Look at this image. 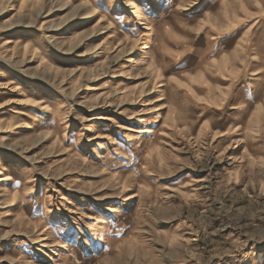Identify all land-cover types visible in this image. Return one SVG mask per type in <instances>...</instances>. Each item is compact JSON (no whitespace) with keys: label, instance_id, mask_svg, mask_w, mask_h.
I'll list each match as a JSON object with an SVG mask.
<instances>
[{"label":"rangeland","instance_id":"obj_1","mask_svg":"<svg viewBox=\"0 0 264 264\" xmlns=\"http://www.w3.org/2000/svg\"><path fill=\"white\" fill-rule=\"evenodd\" d=\"M0 264H264V0H0Z\"/></svg>","mask_w":264,"mask_h":264}]
</instances>
